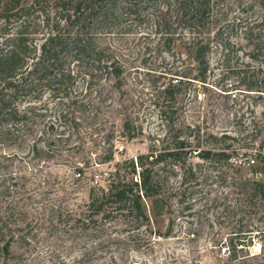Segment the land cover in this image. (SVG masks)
I'll use <instances>...</instances> for the list:
<instances>
[{"label": "trees", "instance_id": "16d2710c", "mask_svg": "<svg viewBox=\"0 0 264 264\" xmlns=\"http://www.w3.org/2000/svg\"><path fill=\"white\" fill-rule=\"evenodd\" d=\"M129 35L151 39L153 68L129 66L121 49L100 42ZM213 70L242 86H211L225 98L217 109L229 113L234 89L264 97V0H0V264H202L189 246L201 222L184 233L185 256L160 242L176 239L181 204L211 208L218 180L241 196L238 212L257 192L260 224V184L226 181L237 170L234 150L220 144L226 130L180 119L188 86L205 89ZM143 102L152 112L146 128L136 110ZM250 135L264 137V125ZM112 137L144 139L145 151L115 162L106 186L89 187L82 204L53 197L48 161L64 150L92 153ZM112 150L102 147L104 162ZM226 198L221 212L230 211ZM221 212L204 217L203 264H264V230H240L243 215Z\"/></svg>", "mask_w": 264, "mask_h": 264}, {"label": "rangeland", "instance_id": "374dc122", "mask_svg": "<svg viewBox=\"0 0 264 264\" xmlns=\"http://www.w3.org/2000/svg\"><path fill=\"white\" fill-rule=\"evenodd\" d=\"M145 30V28L143 29ZM146 31V30H145ZM151 39L137 37L135 35L125 36L117 39L116 37L103 38L101 43H109L114 47L121 49V52L125 55L128 65L133 67H146L153 68L157 63L155 53L150 45ZM148 45V46H146ZM122 47V48H121ZM210 65L213 67L215 64V57L213 55L209 58ZM239 76L236 74H222L218 70H213L212 74L207 77V84L205 89H202L196 84L188 86V97L184 103V116L181 117L184 121H197L196 119H202L205 121L203 126L208 127L213 131L226 130L225 133L229 138H225L220 142L221 145L228 144L227 151L234 150L229 158V163L236 169H228V177L226 181H230V176L241 175L249 181L258 182L264 191V148L262 141L263 136L254 137L251 139L250 132L253 131L254 124L264 125V97H256V95L250 94V97H245V94L237 93V89L232 90V94H229L230 99H237L229 113L225 110L217 109L220 107V103L225 100L222 96H217L213 91L212 87L222 88L221 86L227 87L231 85V88H242L240 85H236ZM216 83H219L217 85ZM212 86V87H211ZM197 89V90H196ZM196 90V91H195ZM203 92V94L201 93ZM194 95V96H193ZM235 95V98H232ZM145 97L144 95H142ZM238 99H243V102H238ZM246 103V104H245ZM146 103L136 107L139 113V120L142 121L143 127L146 128V119L151 115L150 111H147ZM194 111V112H193ZM228 113V114H227ZM235 115V118L233 117ZM200 117V118H199ZM153 131L160 134L157 127L152 126ZM121 138L112 137L108 139V142L104 144L101 142L92 153L89 152H78L73 153L71 150H64L60 153V156L49 160L50 168L52 170L50 181H54L52 192L53 197H66L68 203L82 204L87 198V192L89 187L102 186L105 187L107 180L105 179V173L113 170L115 162L121 161L124 157H131L139 152L145 151L146 145L144 139H136L132 141L123 142ZM73 140V139H72ZM71 140V141H72ZM72 143V142H71ZM74 142L73 144H75ZM109 143L115 145L117 150L113 151V159L104 162L102 160L103 151L102 147H106ZM71 145V144H70ZM85 145H89L86 142ZM254 155L255 164L248 168L243 169L235 166L231 161L233 159L240 158L244 155ZM87 159V160H86ZM74 164V166H73ZM78 164V165H77ZM76 167H82L81 175L76 174ZM225 171L224 168H221ZM216 171V170H215ZM213 171L214 175L217 176V172ZM213 179H219L216 177ZM232 188L225 186L219 180L214 182L211 186L210 199H214L211 208L205 211L202 202L197 200L192 204H181L180 208L188 205L181 211L175 212L176 219L173 225V235L176 239L172 238L166 241H161V249L172 250L180 254H186L185 247L186 242L184 240V233L188 229L194 226L195 223L201 222V228L198 232L196 242L189 243V246H196V249L200 252L201 260L203 264L207 262L210 253H205L202 249H205L208 243L209 229L204 222V217L213 211L214 214L220 213L223 206V196L226 195L225 200H229L230 211H222L221 216H227L228 214L243 215V223L241 224L240 230L245 229H262L264 230V217L260 218L261 223H258L257 205L258 195L254 190H249L247 196L248 203L244 210L238 212L237 208L233 207V203L236 201L235 198L241 196L235 195L236 192H232ZM194 197V196H193ZM250 197V198H249ZM221 203V204H220ZM179 210V209H178ZM234 216V215H233ZM226 219V218H225ZM224 219V220H225ZM253 225V227L251 226ZM255 225L258 228H255ZM226 232V230L224 231ZM257 249V242L253 245V251ZM29 264H42L41 262H29Z\"/></svg>", "mask_w": 264, "mask_h": 264}, {"label": "built area", "instance_id": "2783aa9c", "mask_svg": "<svg viewBox=\"0 0 264 264\" xmlns=\"http://www.w3.org/2000/svg\"><path fill=\"white\" fill-rule=\"evenodd\" d=\"M262 146L264 148V141H262ZM235 166H238L243 169H248L255 164V156L254 155H244L240 158L233 159L231 161Z\"/></svg>", "mask_w": 264, "mask_h": 264}]
</instances>
